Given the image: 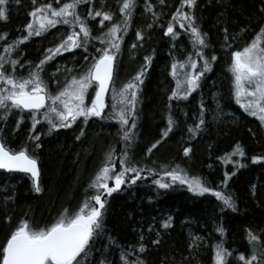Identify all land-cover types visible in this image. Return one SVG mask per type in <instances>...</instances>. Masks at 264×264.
<instances>
[{
	"label": "snow or ice",
	"instance_id": "obj_1",
	"mask_svg": "<svg viewBox=\"0 0 264 264\" xmlns=\"http://www.w3.org/2000/svg\"><path fill=\"white\" fill-rule=\"evenodd\" d=\"M31 2L34 7L29 16L32 19L24 26L27 35L9 40L8 33L0 34V41H4L0 45V123H6L9 116L16 115L18 128L27 113L32 132H35L38 124L46 122L48 132L51 133L56 129L70 128L77 121L84 126L93 118L115 121L119 125L117 136L123 142V147L117 153L114 146H109L76 210L65 208L54 221L43 225L22 218L5 241L0 243V264H93V260L95 264H113L110 259L113 248L117 249L119 264H146L139 254L130 259L131 253L136 252L137 248L140 254L146 252V245L142 242L143 235L136 245L131 246L121 245L115 238L108 237V243L102 245L101 249H96V240L104 232V210L108 198L114 192L122 190V186L135 185L137 181L146 180L149 176L152 177L151 183L158 189H169L177 184L186 185L196 195L213 194L222 202V210H236L231 194H225L223 190L211 186L204 177L191 176L179 164H162L155 168L135 159L132 149L136 142L134 130L139 118L138 94L144 74L151 65L154 50L144 56V64L135 75L119 85L116 82L115 68L122 53L124 37L132 26L140 0H117L119 17H116L110 7L106 8L104 0H100V7H95L96 0H54L58 6H54L53 0L39 4L37 0ZM160 3L164 4L165 0H160ZM143 4L144 11L151 12L153 23H158L160 13L153 11L149 0H143ZM9 5L10 0H0V21L6 22L9 19ZM81 6H87L86 14L80 10ZM196 7L197 0H180L179 7L164 26V35L169 36L170 41H175L181 35L174 27L178 23L179 28L187 33L191 49L186 50L181 59L174 56L171 62L170 75L175 81V87L168 96L167 124L162 129L161 138L147 148V154H151L177 125L172 102L176 101L179 107L181 101L187 100L197 91L205 74L212 70L214 62L217 61L216 52L207 51L211 44L208 33L202 31L192 11ZM261 12L264 13V7ZM98 17L100 27L94 32L89 20L95 21ZM153 23L146 27L151 29ZM57 25L67 26V31L59 34V42L45 48L38 62L27 59L22 61L23 51L20 45L34 36L44 35ZM223 31L224 42L221 47L231 50L239 33L230 34L227 28ZM244 31L245 29H240V33ZM135 37L137 41H143L142 28L135 31ZM138 46L142 45L134 42L131 48L136 49ZM173 47L176 45L173 44ZM75 49H82L87 53L82 57L84 63H73L72 67L57 65L54 72L45 76L46 65L50 61ZM72 59L75 61V56ZM227 70L230 74L229 92L235 103L264 126V21L259 23L258 31L249 42L242 48L230 51ZM60 73H63L62 79L57 78ZM106 96L109 97L108 103ZM213 99L217 103V110L222 111L219 108L218 93L213 94ZM106 108L108 111H105ZM206 110L201 99L199 111L194 114L196 122L187 127L189 139L198 135L205 124ZM84 134V127H81L76 139L79 140ZM27 140L33 142L35 149L41 147L38 143L40 133L30 134ZM190 153V147L183 148L185 157L190 156ZM235 156H246L245 149L239 142L230 152L217 159L225 165L231 163L237 168L244 167L241 160H233ZM38 160L27 143L13 148L0 136V169L10 173L30 174L35 192L42 191ZM251 161H264V155H253ZM234 174V171H225L224 179L220 183L226 187ZM6 219L10 221L11 216ZM171 222L172 218L169 216L162 221V226L168 228ZM215 230L221 236L225 235L222 225H217ZM245 235L250 245L247 253L225 247L223 239L215 242L212 245L213 264H231L232 260L236 264H264V229H246ZM203 239L199 235L191 236L189 248L198 249ZM153 242L159 243L158 240ZM97 251L98 257L95 255Z\"/></svg>",
	"mask_w": 264,
	"mask_h": 264
},
{
	"label": "trees",
	"instance_id": "obj_2",
	"mask_svg": "<svg viewBox=\"0 0 264 264\" xmlns=\"http://www.w3.org/2000/svg\"><path fill=\"white\" fill-rule=\"evenodd\" d=\"M41 2L47 0H37V4ZM53 3L58 6L54 0ZM104 3L106 8L110 7L116 17H119L117 0H104ZM179 3L180 0H165L164 7L157 6L155 2L151 4L153 11L160 13V17L168 18L179 7ZM99 4L100 1L96 0L95 6ZM33 7L31 0H19L18 3L10 0L9 19L6 22L0 21V34L8 33L9 40L27 35L24 26L32 19L29 12ZM262 7L264 0H197V7L192 11L202 31L208 33L211 48L207 51H215L218 58L212 70L203 77L197 91L187 100L181 101L179 107L176 102H172L177 125L151 154H147V148L161 138L162 129L167 124L168 96L174 88V84L172 87L170 84V80L174 81L170 75V62L174 56H181L179 59L184 57L182 44L189 42L188 35L179 28L178 23L174 27L181 35L175 41H170V37L164 35V26L159 31L151 29L144 46L131 53L132 61L128 63L127 71H123L124 64L117 63V80L127 81L144 64V56L154 50L151 65L144 74L138 94L139 118L138 127L134 130L136 142L132 149L135 159L155 168L162 164H179L191 176L204 177L211 186L223 190L225 194H231L236 210H222V202L213 194L196 195L186 185L177 184L169 189H158L151 183L152 177L149 176L146 180L137 181L135 185L122 186V190L114 192L108 198L104 210V232L96 240V249L107 244L108 237L115 238L121 245L131 246L136 245L143 235L142 242L146 245V252L140 254L137 248L136 252L131 253L130 259L139 254L146 264H213L212 245L221 239L229 249L245 253L250 250L245 230L264 229V161H251L253 155H264V126L256 117L244 112L230 95L227 65L230 51L234 50L236 43L231 50H225L221 45L224 42V28L230 34L239 33L237 41L247 36L253 38L259 23L264 21ZM80 10L86 14L87 6H81ZM89 23L93 25L95 32L98 29L97 21ZM134 27L133 22L124 41ZM242 28L245 31L240 33ZM52 31L63 33L67 31V26L57 25L49 30ZM49 38L48 34L34 36L21 44L22 61L27 59L37 62L42 57L44 45L50 42ZM3 43L4 41H0V45ZM125 47L123 43L122 49ZM84 55L87 53L82 49H75L57 56L46 67L51 64L53 66L56 60L70 67L71 63L79 65ZM73 56L75 61L71 60ZM214 93H218L219 108L222 111L217 110ZM201 99L207 109L205 124L198 135L189 139L187 127L196 122L194 114L199 111ZM184 113L188 115L185 116ZM5 124L0 123V126ZM15 124L16 121L12 120L7 123L13 130L11 137L16 138L14 143L23 134L22 128L17 130ZM115 125L118 124L115 122L108 128L89 125L86 134L79 140L76 139L79 133L62 132L45 145L40 160L43 170L41 192H35L25 176L0 171V243L5 241L22 218L39 225L46 224L52 222L63 209L74 211L78 208L85 189L109 146H114L117 153L123 147V142L114 129ZM237 142L244 147L246 156H235L233 160H241L244 167L237 168L231 163L225 165L217 159L230 152ZM184 147L191 148L190 156H184ZM225 171L235 172L226 187L220 183ZM7 216H11L10 221L6 219ZM169 216L172 218L171 226L164 228L162 221ZM217 225H222L225 229L224 236L215 230ZM194 235L204 238L200 241V247L195 250L189 248L191 236ZM156 240L159 243L153 242ZM95 255L98 257L99 251ZM110 259L113 264H119L116 248L111 250ZM231 264L236 262L232 260Z\"/></svg>",
	"mask_w": 264,
	"mask_h": 264
},
{
	"label": "rangeland",
	"instance_id": "obj_3",
	"mask_svg": "<svg viewBox=\"0 0 264 264\" xmlns=\"http://www.w3.org/2000/svg\"><path fill=\"white\" fill-rule=\"evenodd\" d=\"M100 1V0H99ZM149 2L150 3H152L153 4V2H155V4L157 5V6H160V7H164L166 4L164 3V4H161L160 3V0H153V1H151V0H149ZM97 3H99V2H97ZM143 2H140L139 3V6L138 7H140L139 8V10H138V13H136L135 14V19H137V22H135L134 23V28H133V31H132V28H131V31H130V36L126 39V41H124V43H125V48L124 49H122V53H121V55H120V57L118 58V61H117V63L119 62L120 64H126V65H128V63H130L131 61H132V54L131 53H134V51H136V49L138 48V47H142V46H138L136 49H132L131 48V45H132V43H134V42H136L138 45H143L144 46V42L146 41V37H147V33H148V31L149 30H151V29H153L154 27H155V25H159L160 27H163V26H165L166 25V23H167V21L168 20H166L167 18H165V17H159V22L158 23H153V18H152V14H151V12H146V11H144V6H143V4H142ZM118 6V5H117ZM95 7H100V4H99V6H95ZM138 9V8H137ZM141 13V14H140ZM173 13H170V15H172ZM166 16V15H165ZM100 18L98 17V18H96V21H97V27L99 28L100 26H99V24H98V20H99ZM89 21H93V20H89ZM108 22H106V24H107ZM149 23H153V27L151 28V29H149V28H147L146 27V25L147 24H149ZM163 25V26H162ZM158 27V26H157ZM156 27V28H157ZM138 28H142L143 29V31H144V39H143V41H137L136 40V37H135V31L138 29ZM156 30V29H155ZM61 33V31H52V32H47V33H45V34H48V37H50L49 39H50V42H48L46 45H44L45 47H44V49L45 48H48V47H51V46H53L55 43H58L59 42V34ZM245 41H244V40ZM240 38L239 39V41H236L235 43V48H234V50L235 49H238V48H242L244 45H245V43H247V42H249L250 41V37L249 36H247V37H244V38ZM248 40V41H247ZM43 52H44V50H43ZM71 60L73 61V59L71 58ZM62 61H59V60H56V61H54V63H53V66H52V64H51V66H50V69L49 70H47L48 72H47V74L45 73V76H49L50 75V73H52V72H54L55 71V67L57 66V65H60L61 67H63V66H65V65H67V64H64V63H61ZM82 63H84V61L82 60V62H81V64ZM71 65V67L73 66V63H71L70 64ZM118 65V64H117ZM67 66H69V65H67ZM26 67L27 66H25V69H26ZM70 67V66H69ZM47 68V67H46ZM25 69H19V71H25ZM74 70H78V69H74ZM116 74H117V70H116ZM57 78H59V79H62L63 78V73H60V74H58V77ZM128 80V79H127ZM116 82H117V85H119L121 82H126V81H118L117 80V75H116ZM172 84H174V87H175V82L174 81H172ZM51 87H53V88H55L56 87V85H51ZM108 102H109V99H108ZM248 114V113H247ZM8 119H13V121H17V119H18V116H16V115H12V116H9V118ZM77 124H78V126L79 125H82L79 121H77ZM84 126V125H83ZM15 127H17L16 126V124H15ZM85 127V126H84ZM138 127V126H137ZM78 128V127H77ZM103 158V157H102ZM101 158V159H102ZM100 159V160H101ZM104 159V158H103ZM102 159V160H103ZM117 167H119V165H118V161H117ZM97 170V169H96ZM95 170V171H96ZM93 171V170H92ZM95 171H94V173H95ZM94 175V174H93ZM52 221H54V219L52 220Z\"/></svg>",
	"mask_w": 264,
	"mask_h": 264
},
{
	"label": "flooded vegetation",
	"instance_id": "obj_4",
	"mask_svg": "<svg viewBox=\"0 0 264 264\" xmlns=\"http://www.w3.org/2000/svg\"><path fill=\"white\" fill-rule=\"evenodd\" d=\"M13 119H7V121H10ZM77 123L74 124L72 127L70 128H60V129H56L53 130L51 133L48 132V125L46 122H42L41 124H38L36 126V130L35 132L31 131V120L28 118L27 113H25V119L21 122L20 126L23 130V134L22 137H20L19 141H16V143H14L13 141H15L16 138L11 137V132L13 130H11L7 124H5L4 126H0V136H2L5 141L13 148H18L19 146L27 143V146L29 148L30 151H33L34 155H36L39 158V163L41 160V152L43 150V148L45 147V145H47L51 140L55 139V137L62 133V132H73L75 129H77ZM21 128L17 129L20 130ZM36 133H40V140L38 141V143L41 144V147L39 149H35L34 148V144L31 141L27 140V137L32 134L35 135ZM42 176H43V170L41 167V180H40V186L42 188ZM27 180L30 182V179L27 178ZM33 185V183H32Z\"/></svg>",
	"mask_w": 264,
	"mask_h": 264
},
{
	"label": "bare ground",
	"instance_id": "obj_5",
	"mask_svg": "<svg viewBox=\"0 0 264 264\" xmlns=\"http://www.w3.org/2000/svg\"><path fill=\"white\" fill-rule=\"evenodd\" d=\"M137 13V12H136ZM135 13V14H136ZM141 14V13H140ZM171 19V17H168L166 20H170ZM133 22L135 23V22H137V19H135V15H134V18H133V21H132V24H133ZM158 26V27H157ZM166 26V25H165ZM157 27V28H156ZM98 28V27H97ZM154 29V31H159L160 29H161V27L157 24V25H155V27L153 28ZM156 29V30H155ZM164 29H165V27H164ZM187 41V40H186ZM182 46H183V56H185V52H186V50H190L191 49V45L189 44V42L187 41V43H183L182 44ZM181 57V56H180ZM179 56H177L176 58L177 59H179L180 58ZM40 59V58H39ZM39 61V60H38ZM37 61V62H38ZM170 66H171V62H170ZM50 69V66L47 68V70H49ZM46 70V74H47V71ZM124 72H126L127 71V65L125 64L124 65V70H123ZM170 84H171V87L173 86L172 85V81L170 80ZM141 101H142V99H141ZM173 102H176V101H173ZM177 103V102H176ZM8 123V121L6 122V124ZM115 123V121H99L98 123H94V121H89V123H88V125L87 126H83V125H79L78 126V124L76 125L78 128L77 129H75L73 132H75V134L77 133H79L80 132V128L81 127H84V130H85V134H86V131H87V127L89 126V125H91V126H97V125H99V126H101V127H103V128H108L110 125H113ZM119 127V125H115V131L117 132V128ZM16 129H19V128H21V126H19L18 128L17 127H15ZM84 134V135H85ZM83 196H85V192H84V195ZM39 225V224H38ZM40 225H43V224H40Z\"/></svg>",
	"mask_w": 264,
	"mask_h": 264
},
{
	"label": "water",
	"instance_id": "obj_6",
	"mask_svg": "<svg viewBox=\"0 0 264 264\" xmlns=\"http://www.w3.org/2000/svg\"><path fill=\"white\" fill-rule=\"evenodd\" d=\"M115 70H116V68H115ZM106 98H107V96H106ZM105 98V99H106ZM1 171H4V172H6V173H10V172H7L6 170H2V169H0ZM11 173H18V172H11ZM20 174H24V173H20ZM25 175H29L30 176V174H25ZM40 178H41V175H40ZM40 178H39V181H40Z\"/></svg>",
	"mask_w": 264,
	"mask_h": 264
}]
</instances>
